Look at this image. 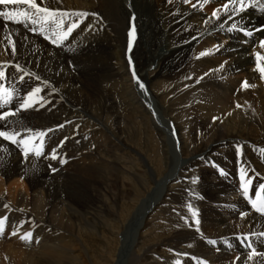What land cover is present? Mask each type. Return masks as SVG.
<instances>
[{
	"label": "bare ground",
	"instance_id": "bare-ground-1",
	"mask_svg": "<svg viewBox=\"0 0 264 264\" xmlns=\"http://www.w3.org/2000/svg\"><path fill=\"white\" fill-rule=\"evenodd\" d=\"M45 4L88 15L76 20L78 26L58 44L51 42L53 33L47 25L41 32L40 25L24 26L0 18L3 84L6 90H14L13 100L0 107V112L16 109L27 93L36 87L42 89L33 96V107L6 122L8 129L24 133L27 144L0 138V217L8 218L5 224L9 221L10 233L18 230L17 235L0 234V254L10 256L6 261L0 258V264H41V259L35 261V253L51 252L57 240L69 239L59 225L74 232L82 209L69 188H74L80 175L93 176L99 165L114 166L110 165V151H104L110 147L100 138L110 140L117 151L126 148L115 135L112 122L124 129L129 127L130 118L134 127L140 119L146 131L153 128L158 132L164 162L152 164L140 153L155 186L140 203L136 216L132 214L135 218L131 217V223L123 222V231L117 235L120 244L114 250L119 251L117 259L122 256L114 263L121 259V264H173L169 253L180 264H197L201 259L208 264H264V236L260 235L264 233V215L250 202L260 191L257 186L264 184V79L257 70L258 64L264 67V59H260L264 57V47L260 46L264 30L257 31L264 27V0H245L243 11H237L239 0H45ZM225 4L234 10L225 14ZM0 10L19 12L22 8L10 3L0 5ZM216 10L219 19L207 15ZM232 24L237 30H228ZM132 26L136 27L135 40L129 36ZM248 31L253 35H246ZM9 33L15 53L6 39ZM106 52L114 70L110 72L111 86L97 85V60ZM201 52L207 54L200 56ZM15 64L24 72L12 67ZM24 73L34 75L21 80ZM244 81L255 87H244ZM49 129L54 134L61 130L57 135L65 143H58L62 147L56 152L67 163L53 160L49 154L46 158L30 154L26 160L24 148L29 150L40 137L37 134ZM97 142L105 145L103 150ZM248 178L252 181L248 185L250 198L241 191ZM30 199L34 200L36 216L28 213ZM163 207L166 213H174L177 225L166 239L145 247L151 214ZM66 208L71 213H64ZM20 210L26 211L24 218L17 217ZM26 231L33 233L31 241L19 238ZM50 234L55 241L49 242ZM138 235L144 240L135 249L130 240ZM250 255L252 259H248Z\"/></svg>",
	"mask_w": 264,
	"mask_h": 264
},
{
	"label": "rangeland",
	"instance_id": "rangeland-1",
	"mask_svg": "<svg viewBox=\"0 0 264 264\" xmlns=\"http://www.w3.org/2000/svg\"><path fill=\"white\" fill-rule=\"evenodd\" d=\"M207 15L213 16V13L211 12L210 14L208 13ZM260 46H261V42H260ZM104 56H107V57H104ZM108 56H109V53L106 52L103 54V56L102 55L99 56V60H97V61H100L98 64V66L100 65L99 68L97 66V68L99 70V71L97 70L98 77H99V78L97 77V82H98V83L96 82L97 85H105L107 83V84H110L109 86H111L113 84V83L111 84V81L113 79L110 78V74L114 73V70L112 68L111 63H109L110 57H108ZM101 59L102 60L104 59L103 62H105L106 59H108L105 62L106 65H105V63L102 62ZM107 65H108V68H107ZM105 69H107V70H105ZM110 69L113 71H110ZM107 71L109 72V74L107 73ZM110 72H112V73H110ZM101 76L102 77L105 76V79L103 78V80H102ZM108 79L110 80L109 83L107 82ZM14 110H15V108H14ZM124 117H125V115H124ZM125 118L128 119L130 117H125ZM134 119H135V117H134ZM112 120H113V117H112ZM109 121L111 122L110 118H109ZM127 121H129L131 123H130L129 127H124V129L121 128L122 126L120 127V125H118L117 123L112 122V125L115 127V135L118 136V138L120 137L119 139H121L123 141L124 145H126L123 147H126V148H120L119 149L120 151L119 150L117 151L114 144L109 142L110 140H107L104 137L100 138L101 139L100 141L102 143L105 142L108 144L107 146L110 147V148H105L104 151H107V152H108V150L110 151L109 155L111 154L110 157H111V160H113L110 162V165H112V166L114 165V166L111 168V166L109 167V164L104 165V166L99 165L93 176H91V174L90 175H88V174L80 175L82 178H84V180H81L82 178L79 176V178L77 179V184H75L76 188L74 185L73 186L74 188H69L71 191L69 189H67V191H70L72 193L74 192V194L77 195L76 198H74V199L79 204L78 209L82 208L81 213L77 214V217H76L77 226L75 228L77 230H75V228L73 230L76 233L69 230V228L67 226H64V225L60 226L59 225V227H61V229L68 232L67 235H70V237H68L69 239L66 238V239H64L65 241L60 240L61 242L57 240L55 243L56 248L54 250H51V252H50V250H47L48 252L46 251V254H44L45 251H41L42 255L35 253L34 254L35 255L34 256L35 261L40 262V259H41V264H44V263H46V264H57V263L58 264H111L112 263L113 264L114 262H116V260L119 259L121 254L118 256V259H117V255H118L119 251L116 252L114 250L116 249L115 248L116 244H120L119 243L120 239L118 238V236H119V233H121L123 231V230H121L123 228V226H122L123 222L126 221L125 222L126 225H128V223H131V221H130L131 217L135 218V216H136L135 214H137L139 212L138 208H140V205H141L140 203H142L143 199L149 195V193H150V191L154 185V183H153L154 180L152 178L153 176H152V174H150L148 172L149 169L144 167V165H143L144 163H142V159L140 158V153H143L152 164L157 162V164L159 163V165H162L164 162V158H163V154H162L163 147H162L161 141L158 139V132L153 128L150 131H146L145 130L146 128L143 124L144 122H142L140 119L135 121L137 123V127H134V125H131L133 123V120L131 118ZM139 126L141 128L138 130ZM62 130H64V129H62ZM60 131H59V133H60ZM59 133L55 132L56 136L54 137V135H55L54 131H51V132L47 131L46 135H44L42 138L43 143H41V137H37V139L33 142V146H30L29 151H31L33 148H38L43 153L42 158H46L48 154L51 155V151L54 148H55V152H56V150H58V148L60 149L63 146V143H65V142H63L64 140H62V137L57 135ZM147 134H148V136H147ZM127 136L129 139L127 138ZM136 136L138 138L142 137V138H140L141 140L136 139L137 138ZM133 140L135 142L134 144H133ZM149 140H150V142H153V143H148ZM58 143L62 144V146L60 147V144H58ZM102 143L99 144L97 142L96 146L98 147L100 145L98 148L103 150L105 145H103ZM54 145H55V147H54ZM56 146H57V149H56ZM112 146L115 149H113ZM111 148L113 150H111ZM106 149H108V150H106ZM56 153L58 154V152H56ZM45 154H47V155L45 156ZM49 155H48V157H49ZM58 155L60 156V153ZM133 158H134V160H132ZM136 162L138 164H136ZM106 166H107V168H106ZM132 174L135 176L134 179H132L133 178ZM112 179H113V181H112ZM78 180H80V181H78ZM137 180H138V182H137ZM103 181H104V183H103ZM114 183H115V185H114ZM107 185H108V187L110 185L109 188L111 190H109ZM180 185H182V184H180ZM182 186L185 187L184 184ZM115 188H116V190H115ZM123 188H124V191H123ZM125 188H127V189H125ZM112 189H114V190H112ZM105 190H107L108 192ZM112 192H114V193H112ZM127 192H129V194L127 195L128 198L126 197ZM89 193H91V194H89ZM107 193L112 194V195H109ZM122 193L124 194V197H123ZM68 194L70 195V193H68ZM115 195H117V196L115 197ZM111 197H113V199ZM91 198H93V199H91ZM7 200H10V198H7ZM31 200L32 199H30L31 203H29L31 205H28L29 207L27 208V210H28L29 214L36 216L37 213L33 209L34 200H32V201ZM86 201H88V202L86 203ZM126 201H127V203H126ZM11 202H13V201H11ZM89 202H90V204H89ZM83 203L86 205L85 208H83V205H84ZM30 207L32 208V210ZM162 209L163 210H159V211H156L153 214H151V217H150L151 222H150V225L145 230V233H146L145 240L143 239L144 243H145V247L150 245V244H154V243L158 242L159 240H162V239L164 240V238L166 239L169 236V233L172 232L171 229H173L177 225L175 222H173L174 217L172 215L174 213L170 214L169 213L170 210H168L169 212L166 213L165 211L167 209L165 207H163ZM29 210H31L32 212ZM135 211H136V213H135ZM64 213L68 214L71 212L68 210V208H66L64 210ZM26 214H27L26 211L24 212V210H20V211H18V214H17L20 216H17V217L24 218L26 216ZM132 214H134L135 216L134 215L132 216ZM132 220H134V219H132ZM8 222H7V224H5V231H4V233H7V235L12 233V232L10 233L11 225H9ZM51 223L55 224L53 222H51ZM16 225H17V223H15L13 225V227ZM34 225L35 224H33V226ZM56 226H58V225H56ZM56 226H55V228H56ZM31 230H32V228H31ZM115 230H117V231H115ZM131 230H134V228H132ZM114 231H115V233H114ZM173 231H175V230H173ZM70 232H72L74 235L72 233L70 234ZM116 232H117V234H116ZM158 236H161V237L158 238ZM135 238L136 237L133 238V236H132V238L130 240V246H133V247H135V249H137L140 247V243L143 240L141 239V237L139 235L137 236L136 240H135ZM48 239H50L49 242L55 241V236L50 234ZM38 243H39V241L37 240V244ZM67 243H69V244H67ZM115 253H117V254H115ZM0 255H2V256H0V258H2L3 261L8 260L10 257V256H6V254L5 255L0 254ZM170 255H169V253L167 254V256H169L168 259L170 258L169 261L172 262L173 264H176L177 258L175 256H172V254H170ZM36 256L38 258H36ZM19 257L21 259L26 258V256H19ZM171 257H172V259H171ZM53 258H55L56 260H54ZM114 258H115V260H114ZM107 261H109V263ZM120 261H122V260L120 259L117 264H121ZM153 261L155 262L154 258H153ZM155 264H156V262H155Z\"/></svg>",
	"mask_w": 264,
	"mask_h": 264
},
{
	"label": "snow or ice",
	"instance_id": "snow-or-ice-1",
	"mask_svg": "<svg viewBox=\"0 0 264 264\" xmlns=\"http://www.w3.org/2000/svg\"><path fill=\"white\" fill-rule=\"evenodd\" d=\"M188 2V0H186ZM232 3H235V0H231ZM16 4L19 5L22 8V11L15 12V11H3L0 10V18L4 19L5 21H9L11 23H18L22 24L24 26H27L28 24L32 25H40V31H44V26L47 25L49 31L53 33V37H50L51 42L53 44L62 43L64 39L67 38L68 34H70L74 28L78 26L76 20H79L82 17H86L88 14L84 12H78V11H63L57 8H49L45 4V0H40V3L37 4L36 0H0V5H6V4ZM240 8L237 11H243L245 8V0H239ZM249 6H258L257 5H249ZM195 7V5H193ZM225 14H227L230 11H233L234 9H230L228 4H225L224 6ZM219 10L214 11L213 15L216 16L217 19L219 17L217 16V12ZM17 16H20L22 18L17 19ZM232 17L229 16L228 19H231ZM67 23V28L65 29V24ZM35 30V29H33ZM229 31L237 30L236 24H232V26L228 29ZM240 31H244V29H239ZM264 30V27L262 29ZM246 35L252 36V31L246 32ZM130 37L134 39L135 37V29L130 32ZM9 41V47L11 48V51L15 53V45L11 40V33H9V36L6 37ZM261 47H264V41H261ZM129 48H131V43L129 44ZM206 52H201L200 56L206 55ZM259 57L260 54H257ZM260 59H264V57H260ZM17 71L24 72V70L20 67L19 64L12 65ZM223 67V65H221ZM257 70L261 73V78L264 79V67H261L259 64L257 66ZM134 78H135V73ZM26 75H34L30 73H24L20 76V79L23 80ZM6 79L5 71H4V64H0V107H3L4 105L9 104L13 100V93L14 90H6L3 84V81ZM36 79H39V77H36ZM138 80V78H136ZM47 83V82H45ZM242 85L244 87H255V85H248L247 81L242 82ZM139 87L142 89H145V85L143 83H139ZM42 89L40 87H36L33 91H30L26 94V98H24L19 106L15 110H7L0 112V138H3L4 140L10 141L13 144H19L21 146H24L27 144V138L24 135V133H21L18 129H8L6 127V122L13 116H15L18 112L22 110H27L28 108L33 107L32 98L36 94L40 93ZM42 99V98H41ZM237 107H240V105H237ZM215 119V118H214ZM58 127H63V125H59ZM49 132L53 131V129H49ZM25 132L31 133V129H26ZM45 132H39L37 135H39L41 138L45 135ZM19 138V139H18ZM41 143H43V140L41 139ZM4 151H7V149H4ZM32 155L33 157L39 158L43 155L42 151L38 148H33L31 152L25 147L23 151V155L25 159L29 157V155ZM50 158L53 160H58L60 163H67L66 160L60 159V157L57 155L55 150L50 155ZM3 160V157H0V161ZM51 168V165H49ZM52 171H56V169H51ZM247 169H242V172H246ZM242 180L244 179L242 175ZM195 182V181H193ZM251 178H248L246 183L241 184V191L243 192L245 197H249V188L248 185L251 184ZM258 189L260 190L255 198H250L251 205L253 209H255L256 212L260 213L261 215H264V195H261L260 193H264V184L258 185ZM5 208L8 207V205H4ZM188 208L191 209V204L188 205ZM243 216H247V213H243ZM192 216H196V212H192ZM8 218L0 217V234H3L5 231V221ZM185 223H188L187 218L185 217ZM195 224L197 225V231H199V220H195ZM12 235H17L18 230L11 233ZM261 236H264V233H260ZM19 238L21 240L25 241H31L33 239V233L31 231L24 232L23 235H20ZM212 245H216V240H209L208 241ZM219 250V249H217ZM252 253L255 254V249H251ZM196 259V258H193ZM248 259H252V256L250 255ZM176 264H180V261H176ZM197 264H208V261L206 260H198Z\"/></svg>",
	"mask_w": 264,
	"mask_h": 264
}]
</instances>
